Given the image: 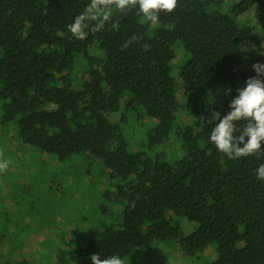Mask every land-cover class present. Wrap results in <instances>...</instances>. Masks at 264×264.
Segmentation results:
<instances>
[{
  "label": "trees",
  "instance_id": "obj_1",
  "mask_svg": "<svg viewBox=\"0 0 264 264\" xmlns=\"http://www.w3.org/2000/svg\"><path fill=\"white\" fill-rule=\"evenodd\" d=\"M229 1L178 0L157 25L135 9L116 13L77 40L67 25L90 0H0V132L11 127L18 142L61 164L85 157L84 173L97 165L89 183L104 204L88 229L54 244L64 264H92V254L126 261L152 243L201 264H264V182L255 177L264 156L229 159L198 119L223 117L256 75L252 65L264 64V0ZM251 8L258 28L243 19ZM142 120L148 128L133 148L123 125ZM185 220L194 225L184 233ZM5 237L2 228L0 246Z\"/></svg>",
  "mask_w": 264,
  "mask_h": 264
},
{
  "label": "rangeland",
  "instance_id": "obj_2",
  "mask_svg": "<svg viewBox=\"0 0 264 264\" xmlns=\"http://www.w3.org/2000/svg\"><path fill=\"white\" fill-rule=\"evenodd\" d=\"M233 1L236 0L229 2ZM243 19L258 28L254 8L244 14ZM257 35L264 45V35L259 31ZM243 47L252 48L253 45L245 43ZM182 60L183 52L177 50L171 61L173 74ZM109 116L118 122L120 113ZM178 116L185 119L186 114L180 112ZM123 127L131 146H140L148 125L142 120L128 122ZM172 146L176 149L175 143ZM0 160L11 161L7 171L0 173V230L4 228V237L7 235L0 246V264H17L19 261V264H64L67 255L60 258V248L57 254L50 253V250L56 242L68 239L76 231L88 229L86 221L95 219L97 213L94 209L98 204H104V200L97 196L96 188L89 183L96 177L97 168L93 167L97 165H91L92 172L84 173L89 161L85 157L74 163L61 164L55 157L18 142L11 127L0 132ZM105 179L106 176H102L101 183ZM83 216L87 219H82ZM193 225L190 221L181 222L184 233ZM161 244L152 243L146 250L133 252L125 264L202 262V259L183 256L173 245Z\"/></svg>",
  "mask_w": 264,
  "mask_h": 264
},
{
  "label": "clouds",
  "instance_id": "obj_3",
  "mask_svg": "<svg viewBox=\"0 0 264 264\" xmlns=\"http://www.w3.org/2000/svg\"><path fill=\"white\" fill-rule=\"evenodd\" d=\"M177 5L178 0H90L85 12L76 16L67 29L73 38L83 40L88 33L102 31L114 14H126L132 9L145 23L157 25L160 14L172 13ZM139 40V36H132L121 45V50ZM150 47V44H141L145 52ZM252 69L256 75L249 77L244 87L236 89L237 95L230 100V110L223 117L219 111L212 110L209 115L198 118L204 125H212L209 141L216 150L233 160L264 156V64H253ZM231 92L230 87L224 90L226 96ZM10 163V160H0V173L7 171ZM255 177L264 182V163L255 169ZM90 259L92 264H125L119 255L102 259L99 254H92Z\"/></svg>",
  "mask_w": 264,
  "mask_h": 264
}]
</instances>
